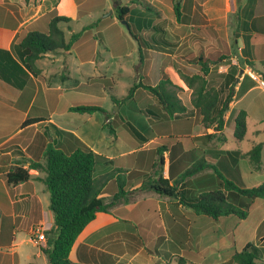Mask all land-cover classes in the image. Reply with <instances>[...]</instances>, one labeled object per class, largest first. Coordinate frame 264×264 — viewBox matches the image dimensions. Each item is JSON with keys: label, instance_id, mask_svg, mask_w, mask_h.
Wrapping results in <instances>:
<instances>
[{"label": "crops", "instance_id": "crops-1", "mask_svg": "<svg viewBox=\"0 0 264 264\" xmlns=\"http://www.w3.org/2000/svg\"><path fill=\"white\" fill-rule=\"evenodd\" d=\"M125 1L130 6L127 18L134 9L144 15L150 13V16L153 17L151 20L155 23L152 24V29L159 36L166 33V28L163 27L165 21H170L173 18L166 17L164 12L168 13L169 9L173 10L175 3L178 2L181 6L187 4L196 6V18H203L207 21V25L213 28L217 37L224 41L223 44H218L215 47L221 51L226 49L232 54L230 58L217 64L216 71L215 67H212L208 76L209 80L218 86L222 84L227 73H235V78L239 77L233 87L234 95L229 103V109L225 112L224 127H226L227 118L232 115L230 113L232 107L236 104H241L238 111L244 109L247 112V119L251 116L252 110L255 115L261 117L260 121L264 123V115L256 102V97L250 96L248 100L250 92L259 87L256 85L257 81L247 74L250 67L251 71L257 72L264 78L263 60L253 56L257 46L261 47L258 48V51L264 52V0ZM91 2L92 0H0V48L13 53L14 45L29 30V24L35 21L39 22L46 12L57 9L58 13L67 16L72 13L73 16H79L80 11L85 14L90 11L88 8L91 6ZM140 2H145L153 8L146 10L140 6ZM119 3L123 4V0H119ZM99 4L100 9L104 11L112 9L113 13V2L100 0ZM31 12L33 13L29 15ZM193 17V15L190 16L191 19ZM143 26H147V23H143ZM165 42V48L174 45L167 40ZM72 49L68 50L67 54H71ZM61 55L58 51L46 53L43 58L37 61L41 72L38 75L30 74L32 82L22 88H17L0 78V264H21L18 262V257V261L15 259L17 252H14L16 248L14 235L18 227H25L29 232L33 230L34 226L37 227L45 222L50 226L52 222L48 209L49 196L45 186L44 188L42 186L41 189H38L37 186V182L43 183L39 179L43 177V173L30 169L31 178L26 182L8 185L5 181L4 174L9 170L13 161L20 157L17 155L19 151L33 159L36 152L43 153L49 142L56 143L62 140L64 136L59 130H63L72 132L94 152L109 159L108 162H101L95 166L93 173L95 177L116 169L126 171L135 169L148 172L155 160L157 137L164 135L155 132L154 135L147 136L142 131L147 125L150 126L151 122L157 121L156 116H160L162 113L161 107L157 106L155 101L148 107L139 108L144 112L145 121L140 118L135 124L121 118L120 123L128 133L125 134L127 138L122 142L114 143L112 141L108 146L103 145L100 139L94 138L88 127L77 128L65 121L62 118L63 115L75 112L70 110L73 103L67 97L68 93L75 94L76 97L81 96L89 102L88 104L99 105L102 108L103 97L95 95L98 92L95 88L83 87L81 90L83 82L68 73L69 64H42V60L46 59V56L51 59V63H55L60 60ZM76 55L79 57L78 53ZM79 59L80 62H87L83 57H79ZM56 65L65 66L67 76L64 77V82L65 80L72 81L71 87H68L64 82L58 83L57 80L49 78L55 76L56 69H53V66ZM76 65L80 68L79 70H83L81 72L87 78L92 76L100 80L108 78L100 72H96L94 75L89 73L85 64ZM152 66L153 64H150V70L145 75L151 72ZM159 67L161 71L165 69L161 64ZM214 71L219 73V76L215 75ZM87 83L89 84V81ZM55 84L57 85L55 86ZM191 92L190 89V97ZM178 96L182 99L181 95L178 94ZM62 97L68 102H63ZM251 99L256 103L258 111L250 104ZM182 102L187 110L192 109L191 103L188 105L183 100ZM113 103L116 104L115 100ZM147 110L148 112H146ZM105 112L108 113V111ZM95 114L96 111L89 113V115ZM27 117H40L44 120L22 127V122ZM108 120L112 122V117H109ZM126 124L139 131L141 138L133 136L128 131ZM88 126L91 127L90 124ZM194 129H191L190 135L192 136L206 132L213 133L214 136L209 140L192 142L189 138H184L182 140L184 152H193L197 157H204L210 163L215 164L220 150H233L227 145V142L223 141L221 133L214 131L213 128H208L206 131L199 128L198 133H195ZM112 134L113 139H119L116 129ZM240 151L244 153L248 150ZM164 158L163 175L167 177L168 151H164ZM240 162V164L245 163L244 168H241L243 178L251 180L252 165L248 162V158L241 157ZM98 166L102 170L96 175L95 171ZM208 172L211 173V170ZM126 174L124 172V175ZM254 178L259 179L258 182L263 181L264 170L258 171ZM140 182L141 178L135 177L125 187L132 190L139 186ZM116 190V182L114 179H110L104 186L101 195L105 201H108ZM255 205H258V201ZM260 206H264L263 200ZM231 216H233L229 218L231 224L225 232L218 230L222 218L219 221L211 220L210 228L211 230L214 228L215 233H212L207 240L205 216L195 213L173 198L160 196L153 191H139L135 193L131 201L115 206L112 212L98 211L75 239L69 252V258L72 262L79 264H176V257L184 255L188 258L187 264H205L207 261H212L211 264H220L229 258L230 250L233 247H242L248 242H252L257 247H264V239L261 240L264 233L256 235L255 241L245 234H238L241 238L238 240L237 234L234 233L233 223L236 225L241 219L235 215ZM28 240L32 241L31 238ZM33 256L39 258L40 261L31 262L50 264L42 249L34 253Z\"/></svg>", "mask_w": 264, "mask_h": 264}, {"label": "trees", "instance_id": "trees-1", "mask_svg": "<svg viewBox=\"0 0 264 264\" xmlns=\"http://www.w3.org/2000/svg\"><path fill=\"white\" fill-rule=\"evenodd\" d=\"M140 6L146 10L153 8L145 2H140ZM129 10V5L119 3L113 8V14L117 20L127 21L128 30L137 40L140 59L143 60L146 52L142 43L148 45V42L141 40L139 35L144 28L143 22H137L135 28L132 29L127 18ZM179 10L180 4L177 2L173 5L176 19L179 18ZM82 14L85 13L80 11V15ZM39 20V22L29 24V30L14 45L13 53L0 48V78L17 88H22L32 82L30 74L38 75L41 72L37 61L46 53L70 50L84 31L95 25V23L86 25L66 39L60 23L70 22L71 17L53 9L46 12ZM202 29L207 34L208 41H196L193 45L194 49L190 50L192 56L190 61L193 60L196 64H188L186 67V69L197 67L198 72L182 75L183 81L192 90L190 97L192 109L187 110L177 94L181 84L175 71L171 69L161 71L157 61L153 64L151 72L139 78L123 99L115 100L119 103L131 98L137 88H143L154 96L155 104L162 109L160 116L154 114L157 121L143 128V134L147 136H152L155 132L164 134L157 137L155 160L148 172L116 169L95 177L93 175L95 166L101 162H108L109 159L94 152L72 132L59 130L64 136L63 139L56 143L49 142L43 150L41 161L28 158L23 155L22 151H19L17 155L20 157L13 161L9 170L4 174L8 185L28 181L31 178L30 169L44 174L39 179L48 192V209L52 222L44 232L46 246L41 249L50 264H79L70 260L69 252L87 223L95 217L98 211L112 212L115 206L131 201L135 193L139 191H153L160 196L173 198L195 213L205 215L213 221H219L220 218L229 215L245 219L257 201H264V180L258 182L254 178L258 171L264 170L261 157L262 142L254 143L244 153L239 149L220 150L215 164L210 163L204 157H197L193 152L183 150L182 140L184 138H189L192 142L209 140L214 136L213 133L207 132L192 136L190 135L192 128H196L195 133L199 132V128L202 131L213 128L214 131L224 134L225 112L229 109V103L234 95L232 86L235 85V73H227L222 84L218 86H215L208 78L212 67L214 66L216 71L217 64L230 58L232 54L226 49L221 51L216 48L224 41L217 37L212 27L204 26ZM157 41L159 48L164 49L166 40L163 36H158ZM258 48L261 47L255 48L253 56L256 59H262L264 63V52L258 51ZM215 75L219 76V73L215 72ZM225 89L227 93L223 96ZM67 97L73 103L70 107L71 111L88 113L103 111L106 118L103 127H107L110 134L114 133L111 121L108 120L110 116L102 107L76 103L77 101L73 99L82 97H76L72 93H68ZM257 103L264 113V104L258 100ZM43 120L40 117H27L22 122V127ZM246 123L247 112L240 109L234 118L233 135L236 140L243 139L247 130ZM126 127L133 136L141 138V133L133 126L126 124ZM223 141L226 142L227 139ZM164 151H168L169 159L167 177L163 175ZM241 157H247L252 165L251 180H246L241 174V168H244L245 164L244 162L240 164ZM209 170L211 173L208 172ZM124 172L127 174L121 177ZM135 177L141 178L140 185L132 190L127 189L125 186H128V183ZM110 179L116 182L117 190L108 201H105L101 194ZM190 186L196 189V193L190 189ZM211 231L214 233L215 229ZM263 239L264 237L261 238ZM187 262L188 258L184 255L176 257V264H187ZM220 264H264V247H257L252 242L242 247H233L229 258Z\"/></svg>", "mask_w": 264, "mask_h": 264}, {"label": "rangeland", "instance_id": "rangeland-1", "mask_svg": "<svg viewBox=\"0 0 264 264\" xmlns=\"http://www.w3.org/2000/svg\"><path fill=\"white\" fill-rule=\"evenodd\" d=\"M108 1L111 3L113 2V0ZM99 3L100 0H92L90 11L87 14L73 16L72 13L69 15L72 16L70 22L60 23L66 39H69L73 32L80 31L86 25L94 23L95 25L84 31L79 40L72 47L71 54H67L65 50H60L58 52L62 55L59 57V61L51 63V59L46 56V59L42 60V64H69L68 73L79 78L81 82H83L80 88L81 90H83V87H87V89L90 87L95 88L96 92L98 91L95 95L103 97L102 106L105 111H108L110 118L112 117L111 125L118 132V140L113 139V134L109 133L107 127H103L106 118L101 111H96L95 115H89L88 112L82 113L75 111L68 115H63L62 118L71 125L77 126V128L88 127V129H91L94 138L100 139L103 145L108 146L112 141L114 143L119 141L122 142L127 138L125 134L128 133L125 127L120 123L121 118L135 124L140 118L142 121L146 120L144 118V112L142 110L140 111L139 108L143 109V107H148L155 101L154 96L146 89H136L132 98L124 99L119 103L114 104L113 100L123 99L127 95L130 87L137 82L139 78H143L145 74L148 73L150 64H154L157 61V63L161 64L165 69L169 68L175 71L179 79L178 81L181 84L177 93L181 95V100L190 105V88L183 81L182 75L198 72L197 67L190 69H186V67H188V64H196L193 60L190 61V58H192L190 50L194 49L193 45H195L197 40L206 41L207 34L204 33L202 28L208 26V22L203 20V18H196V6L192 4H187L185 6L180 5V15L178 19L175 18L173 10L169 9V12H164V14L166 17L173 18L170 21H165V24H163V27L166 28V33H163L162 36L165 40L174 45L173 47L166 46V48L162 49L159 48V43L157 41L159 35L152 29V24L155 23L152 22L151 19H153V17L150 16V13L144 15L139 13V11L136 12L135 9L132 10L128 16V21L132 29L135 28L137 22L147 23V26L139 32L141 40L144 39L148 42V45L142 43V47L146 52V57L143 56V60H141L137 40L131 36L125 24L116 19L112 11L109 13L110 9L105 11L100 9ZM123 4L127 5L125 0H123ZM113 8H115V5H113ZM32 13L33 12L29 15ZM192 15L194 17L191 19L190 16ZM76 53H78L80 58L83 57L84 60H87V62H80ZM88 60L90 61L88 62ZM80 63L85 64L89 73L94 75L96 72H100L103 76L108 78L100 80L93 76L91 78L85 77L81 72L83 70H79L80 68L76 65ZM91 66L92 69H90ZM53 69H56L55 76H50L49 78L51 80H57L58 83L64 82V77L67 76L65 66L56 65L53 66ZM247 74L254 75L257 78L256 85L259 87L250 92L248 100L250 96H255L256 102L258 100L264 104V78L257 72L251 71L250 67L248 68ZM88 81L89 84L87 83ZM64 83L68 85V87H71L70 84H72V81L65 80ZM56 85L57 84H55V86ZM214 85L217 86V84ZM226 93L227 90L225 89L223 96H225ZM62 101L65 103L68 102L64 97H62ZM73 101H77L76 103L81 105H87L89 103L86 99L83 100L82 98H75ZM250 104L258 111V107L253 99H251ZM240 107L241 104H236L232 107L230 112L232 115L230 118H227L224 134H220V136L223 140L227 139L226 142L230 148H239L244 151L249 150L254 143L262 142L263 148L261 157L264 162V123L260 121L261 117L257 114L255 115L251 109V116L247 119V130L243 139L236 140L234 138V118ZM89 124L91 127L88 126ZM33 159L41 161L42 153L38 154V152H36ZM101 170L102 168L98 166L95 171L96 175H98ZM121 177H124V173ZM37 186L38 189H41L42 186L44 188V184L41 182H37ZM192 187L193 186H190V189L196 193V189ZM261 203L262 200H259L258 205H254L250 209V213L245 219L238 220L239 223L236 225L233 223V227L235 228L234 233L235 235L237 234L236 237L238 240L241 239L238 234H245L250 237L251 240L255 241L256 235L264 233V206H260ZM231 217L233 216L229 215L228 217H222V223L220 227L218 226L219 231L225 232L229 229V224H231L229 218ZM205 218V232L206 239L208 240L213 233L210 228L212 226L210 223L212 219L207 216H205ZM212 230H214V228H212ZM14 237V243L16 245L14 252H17L15 259L18 261L19 258V263L27 264L31 261H40L39 258L33 255L40 251L41 247L33 241L28 240L33 237L32 230L28 232L25 227H18ZM205 253L208 254L207 252ZM206 254L205 257L207 256ZM211 262L207 261L205 264H211Z\"/></svg>", "mask_w": 264, "mask_h": 264}, {"label": "built area", "instance_id": "built-area-1", "mask_svg": "<svg viewBox=\"0 0 264 264\" xmlns=\"http://www.w3.org/2000/svg\"><path fill=\"white\" fill-rule=\"evenodd\" d=\"M250 76L254 79L257 80V78L254 75ZM264 83V82H263ZM49 223L45 222L42 223L41 225H38L37 227L33 228L32 230V236L31 239L34 243L39 245L40 247H45L46 246V237H45V230L49 228Z\"/></svg>", "mask_w": 264, "mask_h": 264}, {"label": "water", "instance_id": "water-1", "mask_svg": "<svg viewBox=\"0 0 264 264\" xmlns=\"http://www.w3.org/2000/svg\"><path fill=\"white\" fill-rule=\"evenodd\" d=\"M113 3H114V5H117L119 3V0H113ZM111 11H112V9L109 11V13ZM121 23L125 24V26H126L127 29L129 28L128 27V23H127V21L125 19L121 20ZM240 72H242V70H240ZM238 80H239V77H236V80L235 81L238 82ZM232 87H234V86H232Z\"/></svg>", "mask_w": 264, "mask_h": 264}]
</instances>
